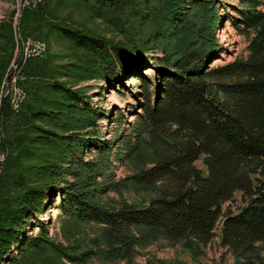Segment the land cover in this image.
I'll use <instances>...</instances> for the list:
<instances>
[{
  "label": "trees",
  "instance_id": "1",
  "mask_svg": "<svg viewBox=\"0 0 264 264\" xmlns=\"http://www.w3.org/2000/svg\"><path fill=\"white\" fill-rule=\"evenodd\" d=\"M76 1L109 14L107 21L124 37L114 41L61 20L50 24L89 55L94 75L118 81L143 66L147 53L159 50L161 56L152 64L158 86L154 94L146 87L141 112L129 123L126 135H117L116 159L133 169L127 176L115 180L112 171L105 173L109 162L103 158L112 150L108 142L96 146V159L81 157L77 163L67 159V164L47 160L40 166L44 183L29 184L17 175L12 181L17 194L9 208L4 175L0 176V261L18 264L26 252L55 248L44 227L37 234L23 233L28 218L42 210L48 193L55 190L62 197L60 215L102 225L92 241L95 252L69 254L55 248L73 262H84L92 254L105 260L127 259L136 246L158 237L184 241L187 247L192 241L206 244L221 219L220 244L232 254L233 264H264V0H237L233 26L246 40V54L214 67L209 64L221 48L215 35L218 0ZM46 8L24 5L19 20L39 21ZM0 32L5 45L13 47L9 21L0 24ZM2 49L0 76L11 55ZM36 63L28 59L22 73L44 75ZM51 88L69 100L66 106L72 113L81 114L74 128L78 132L59 134L37 126L38 137L46 143L61 139L67 152L75 148L82 153L96 135L101 112L90 105L88 96L65 84L53 80ZM69 111L36 109L32 115L59 122ZM15 115L0 95L3 125ZM201 156L205 174L194 165ZM66 174L74 180H65ZM110 191L119 196L131 192L143 198V205L123 197L102 200ZM236 191L243 204L235 213L223 211L222 204ZM14 250L18 258L11 255Z\"/></svg>",
  "mask_w": 264,
  "mask_h": 264
},
{
  "label": "rangeland",
  "instance_id": "2",
  "mask_svg": "<svg viewBox=\"0 0 264 264\" xmlns=\"http://www.w3.org/2000/svg\"><path fill=\"white\" fill-rule=\"evenodd\" d=\"M42 4L47 7L46 16L39 17V21H20L21 11L17 16L18 10H22L24 5L31 8L29 0H0V24L9 21L14 33V45L11 47L5 45V39L0 32V65L5 57L2 48H7L8 53L11 52L0 76V95L7 98L16 113L5 126L0 120V176L4 175L5 204L8 208L12 206L11 203L17 194L14 182L12 183L17 175H22L20 177L26 179L29 184L44 183L46 177L40 167L42 164L60 159L65 160L64 164H67L69 159L72 163H77L81 157L84 160L96 159L99 155L96 146H101L103 142H108L112 148L107 159L103 155L104 161L109 162V169H105V173L112 171L115 180L130 174L133 169L129 163L116 159L119 137L117 135H126L129 123L141 112L140 104L144 101L143 93L146 87L154 94L158 86L155 65L152 64H155V58L161 56L159 50L147 53L145 64L133 74L121 76L118 81L106 82L94 75L89 55L58 35L50 25L61 20L92 34L123 41L124 37L107 21L109 14L100 13L76 0H41L39 5ZM236 7L237 0L217 2L220 19L215 25V35L221 48L209 64L210 67L225 64L246 54V40L233 26V19L237 16ZM56 17L58 19H55ZM30 58L39 62L36 66L40 67L41 71L44 70V75L22 73V64ZM42 61L45 64L41 63ZM53 80L85 94L90 105L101 112V118L97 120L96 129L93 131L96 135H92L94 139H90L92 142L88 143L89 146L84 148L82 153L75 148L67 152L65 143L58 138L46 143L38 137L35 130L38 126L59 134L78 132V129L74 128L80 113H72L73 109L66 106L69 100L52 90ZM36 109L49 110L55 114L70 111L65 120L58 122L51 118H34L32 112ZM119 119H122L121 125ZM72 165L75 167V164ZM194 165L202 174L206 173L203 156ZM65 180L73 181L74 178L66 174ZM64 185L65 182H59L60 187ZM122 197L136 205H143V198L131 192H124L119 196L110 191L101 199L106 201L108 198ZM61 198V193L50 191L42 210L28 218L23 233L37 234L44 227L49 240L57 249L65 250L69 254L95 252L97 246L92 241L97 240L102 225L60 215ZM145 199H148L147 195ZM242 204L241 193L236 191L231 200L222 204V210L235 213ZM220 223L221 219L214 229L215 235L206 244H195L192 241L190 247H187L184 241L158 237L144 245L136 246L130 258L105 260L98 254H92L84 262H73L55 248L42 246L26 252L18 264H233L232 254L220 244ZM11 255L18 258L19 252L14 250ZM0 264H10V260H1Z\"/></svg>",
  "mask_w": 264,
  "mask_h": 264
},
{
  "label": "built area",
  "instance_id": "3",
  "mask_svg": "<svg viewBox=\"0 0 264 264\" xmlns=\"http://www.w3.org/2000/svg\"><path fill=\"white\" fill-rule=\"evenodd\" d=\"M40 2L41 0H29V3L32 7H36Z\"/></svg>",
  "mask_w": 264,
  "mask_h": 264
},
{
  "label": "water",
  "instance_id": "4",
  "mask_svg": "<svg viewBox=\"0 0 264 264\" xmlns=\"http://www.w3.org/2000/svg\"><path fill=\"white\" fill-rule=\"evenodd\" d=\"M20 11H21V10L19 9V10H18V13H17V16L20 15ZM1 97H2V96H1Z\"/></svg>",
  "mask_w": 264,
  "mask_h": 264
}]
</instances>
